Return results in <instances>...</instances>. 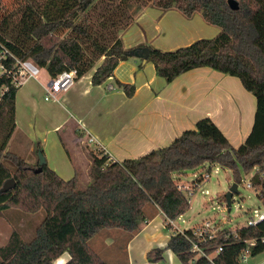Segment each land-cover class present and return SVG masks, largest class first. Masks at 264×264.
Masks as SVG:
<instances>
[{
  "label": "trees",
  "instance_id": "trees-1",
  "mask_svg": "<svg viewBox=\"0 0 264 264\" xmlns=\"http://www.w3.org/2000/svg\"><path fill=\"white\" fill-rule=\"evenodd\" d=\"M141 1L163 10L175 8L186 17L199 12L219 32L213 38L168 51L141 44L124 47L118 34L134 14L123 0H25L14 25L7 17L0 21V50L10 53L2 62L11 68L15 59L30 60L45 68L50 78L70 70L79 78L94 68L91 82L96 85L112 76L120 61L142 60V49L147 48L146 60L166 82L203 66L237 77L256 100L250 132L233 147L220 128L203 117L169 144L136 158L111 161L101 150H90L91 180L81 186L76 167L71 178L63 179L46 160L40 171H35L39 162L28 163L6 149L16 126L18 86L10 78L2 79L7 90L0 98V188L9 178L14 186L0 191V215L16 208L24 212L43 209L45 216L29 240L22 239L17 230L10 233L0 245V264H106L89 240L105 228L136 233L154 208L162 212L168 227L169 221L189 206L174 174L206 163L230 169L236 184L241 181L238 166L246 173L255 169L250 182L264 200V0H236L237 9H231L228 0ZM117 83L127 96L132 95L133 84ZM36 150L43 154L38 144ZM199 180L197 177L194 182ZM221 200L225 201V195ZM262 236L264 219L234 232L218 229L214 238L200 243V248L211 256L213 264H240L239 255L248 241L253 240L250 255L264 250ZM193 241L192 229L174 232L164 247L147 251V261H159L164 251L170 250L178 264H210L204 256L195 258ZM63 253L68 254L67 259L57 263Z\"/></svg>",
  "mask_w": 264,
  "mask_h": 264
},
{
  "label": "crops",
  "instance_id": "crops-1",
  "mask_svg": "<svg viewBox=\"0 0 264 264\" xmlns=\"http://www.w3.org/2000/svg\"><path fill=\"white\" fill-rule=\"evenodd\" d=\"M148 12L151 15L146 16ZM160 12L146 5L144 10L134 14L118 34L124 47L139 44L157 47L154 41L160 27L155 19ZM163 29L166 34L167 29ZM93 70L77 78L67 91L59 92L55 100L46 101L43 95L51 78L41 83L31 77L36 80L35 84L32 81L29 84L31 78H28L16 91L15 127L20 134L39 143L48 166L52 162V169L56 171L65 167L55 157L66 145L61 136L66 124L69 131L64 132L73 142L76 156L88 153L82 149L83 136H87V140L92 137L91 142L103 146L101 151L111 161L136 158L165 146L182 131L193 129L196 121L203 117H209L233 147H238L251 130L256 100L237 77L203 66L166 82L155 74L151 62L137 57L120 61L113 75L100 84H92ZM117 82L133 84L132 95L127 96ZM76 156H67L68 162H76ZM163 217L162 212L154 208L140 230L127 239L129 264H178L170 250L164 251L159 261L148 262L146 258L147 251L164 247L169 238ZM240 264H264V250L249 254Z\"/></svg>",
  "mask_w": 264,
  "mask_h": 264
},
{
  "label": "rangeland",
  "instance_id": "rangeland-1",
  "mask_svg": "<svg viewBox=\"0 0 264 264\" xmlns=\"http://www.w3.org/2000/svg\"><path fill=\"white\" fill-rule=\"evenodd\" d=\"M33 1L41 3L45 0ZM24 2L25 0H0V21L3 17H7L10 25H14L21 16L20 10ZM123 2L128 3V11H130L131 15L139 13L141 10H144L146 5H149L141 0H123ZM152 9L161 10L159 16L155 19V24H158L160 30L156 33L154 42L157 47L154 48L166 51L174 50L198 39L213 38L219 32V28L205 22L199 12L194 13L191 17H186L175 8L168 9L167 11L156 7H152ZM148 15L151 14H146V16ZM164 27L167 29L166 34H164ZM214 29H217V31L214 32ZM38 68L39 72L36 78L41 83H47L50 79L48 72L45 68ZM31 81L34 84L36 83L34 78L30 79L29 84ZM41 98L43 99V96ZM61 131L63 134L60 135L66 145L61 143L64 145V148L62 146V152L59 151L55 160H58V163L63 164L65 167H59L57 171L53 170L63 179H69L73 176L74 168L76 167L79 183L81 186H85L91 180V177L88 176L91 159L87 152L83 157L74 154L72 149L73 142L71 143L70 137L65 133L69 131V124H66ZM83 138L84 144L82 149L84 152L85 150L100 151V144L88 141L87 136H83ZM31 144L32 148L30 149ZM37 144L39 146V143L32 142L28 137L20 134L15 127L8 140L6 149L21 155L28 163L35 164L39 162L40 151L36 150ZM73 155L76 156L74 158L77 163L68 162L67 158L69 156L73 158ZM43 156L45 157V155ZM51 164L50 168L53 167L52 162ZM254 171L255 169H251L246 173L241 166H238L241 181L236 184V192L232 194L229 207L226 206L225 201L221 200V196L225 195L230 186L235 183L233 172L230 169L206 163L204 167L174 174V179L178 183L189 188L190 192L185 189L183 190L185 197L188 199L189 206L182 216L175 218L171 224L169 222L168 227L164 225L168 237L177 231L182 232L186 229H197L205 223H208L210 228H226L234 232L246 225L248 218L253 216L255 209L258 212H264V200L259 198V191L253 186H247ZM205 172L208 173V178L201 177ZM197 177L200 180L194 184ZM44 216L45 211L43 209L35 212H24L16 208L4 210L0 215V245H3L7 241L13 230H17L22 239L29 240L34 232V228ZM131 235L119 228H105L97 232L89 240V245L102 257L106 264H129L125 244ZM67 257L68 254L63 253L56 262H63Z\"/></svg>",
  "mask_w": 264,
  "mask_h": 264
},
{
  "label": "built area",
  "instance_id": "built-area-1",
  "mask_svg": "<svg viewBox=\"0 0 264 264\" xmlns=\"http://www.w3.org/2000/svg\"><path fill=\"white\" fill-rule=\"evenodd\" d=\"M10 53L6 49L0 50V98L7 90V85L5 82L2 81L4 78H10V82L13 83L15 86L21 85L25 80L31 77H36L39 68L30 60H18L15 59L13 65L11 68H7L3 60H5ZM76 74L75 70L70 71H62L59 73L56 77L51 78L48 85L45 86L44 89V100L51 101L56 99V95L59 92L67 91L75 82ZM92 137L88 138V141H92ZM103 146L100 145V150H102ZM110 159V157H109ZM203 178H208V173H204ZM196 184V182L194 183ZM247 186H252L251 182L247 183ZM178 188L183 191L188 190V187H185L179 183ZM264 219V212H258L256 209L253 211V216L249 217L246 225H255L257 222ZM170 224L172 221H169ZM218 229L210 228L208 223H205L203 226L198 227L197 229L193 230V235L195 237V241L192 242L191 251L196 252L195 258L204 256L209 261L210 264H213L211 261V256H207L204 254L203 250L200 248V243L208 241L215 237L216 232ZM260 241L264 243V236L260 238ZM253 244V240L248 241L247 246L241 251V254L239 255V261L245 260L246 256L250 254V248ZM220 250L218 248L215 253H217Z\"/></svg>",
  "mask_w": 264,
  "mask_h": 264
},
{
  "label": "water",
  "instance_id": "water-1",
  "mask_svg": "<svg viewBox=\"0 0 264 264\" xmlns=\"http://www.w3.org/2000/svg\"><path fill=\"white\" fill-rule=\"evenodd\" d=\"M228 6L231 9H237L238 8V4L236 0H228L227 1ZM142 53H143V60H146V56H147V48H143L142 49ZM45 162V158L44 156L39 152V166L38 168L35 169V171H40L41 169V165ZM14 186V180L13 178H9L6 181H4L2 187L0 188V191L4 192L7 191L9 188ZM236 192V183H233L230 188L227 190V192L225 193V204L227 207L230 206V202H231V198H232V194Z\"/></svg>",
  "mask_w": 264,
  "mask_h": 264
}]
</instances>
